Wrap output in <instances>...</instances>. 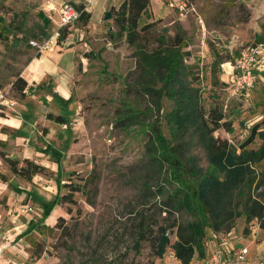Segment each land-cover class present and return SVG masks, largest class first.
Returning <instances> with one entry per match:
<instances>
[{
    "label": "rangeland",
    "instance_id": "1",
    "mask_svg": "<svg viewBox=\"0 0 264 264\" xmlns=\"http://www.w3.org/2000/svg\"><path fill=\"white\" fill-rule=\"evenodd\" d=\"M121 1L94 0L89 22L71 25L67 41L57 52L68 62L81 56L84 62L77 65L75 73L76 85L82 89L83 126L76 132L77 143L68 148L61 184L51 191L50 198L56 197L53 201L57 206L47 205L43 193V187L49 185L46 180L56 179L51 170L47 175H35L29 182L15 177L0 159V214L10 209L11 214L17 215L21 208L39 224L42 215H56L60 207L67 230L53 227L43 229L42 233L40 226H26L24 231L30 227V232L22 234L24 242L19 251L0 264H178L169 255L171 248L163 256L158 255L157 233L168 224L164 218L171 219L170 228L166 229L170 243L177 240L172 225L178 215L164 210L166 196L156 188L158 185L167 191L171 185L165 180L164 171L159 172L149 160L145 150L147 137L141 132L140 122L135 119L128 126L119 124L122 116L132 113V108L143 111L142 123L147 119L160 121L152 99L136 85L142 79L136 48L157 46V34L171 37L176 29L182 30L188 44L185 50L189 52L185 63L193 66L191 72L197 76L193 85L199 88L203 107L217 104L231 120L232 130L220 128L214 132L215 136L237 144L246 138L251 126L258 124L264 129V81L256 76L248 90L230 94L229 85L220 79L224 72L222 63L219 64L232 61L244 46L264 42V0H192L196 11L183 18L170 9L169 0H150L151 13L143 14L139 21V27L149 24L148 28L138 31L133 44L119 32L110 11ZM60 2L0 0V98L12 99L17 103L16 109L33 102L31 97H13L11 81L35 54L27 41L38 32V12L49 18L47 29L51 32L59 22ZM107 12L111 14L109 18H105ZM72 102L73 99L68 103ZM52 103L62 106L53 99ZM169 106L170 101L166 100L165 107ZM11 108L0 105V117L11 112ZM162 128L169 137L165 124ZM185 142L184 156L193 157L204 167L207 158L203 147L195 137L186 138ZM261 142L256 136L248 147L257 148ZM258 166V169L264 166V159ZM84 180L87 183L83 191L70 195L72 201L61 199L69 192L64 183L82 185ZM25 195L29 204L21 206L26 203ZM138 212L146 218L145 229L136 244ZM54 223L46 221L45 225L52 227ZM224 235L232 244L253 250L255 264H264V229L257 222L246 223L241 216ZM32 239L43 248L39 257L32 255Z\"/></svg>",
    "mask_w": 264,
    "mask_h": 264
},
{
    "label": "trees",
    "instance_id": "2",
    "mask_svg": "<svg viewBox=\"0 0 264 264\" xmlns=\"http://www.w3.org/2000/svg\"><path fill=\"white\" fill-rule=\"evenodd\" d=\"M150 6V0H122L117 7H111L119 32L126 35L128 43L133 44L138 31L148 28L149 24L139 27V21L143 14L151 13ZM38 16V32L27 41L28 46L35 51L29 60L41 53L29 41H41L48 35L49 18L41 11ZM90 17L91 13L84 12L78 21L87 24ZM68 26L62 29L58 43L66 36ZM157 42L153 48H136L137 67L141 69L142 76L136 85L140 92L150 96L153 109L160 114V121L147 119L146 123H142L144 120L140 118L144 117L143 111L132 108V113L122 116L119 124L128 126L135 119L140 122L141 132L147 137L145 150L149 160L159 172L164 171L165 180L171 185L167 191L158 185L156 188L162 196H166L164 210L178 215L172 225L175 226L177 240L170 243L166 229L170 228L168 224L171 219L164 218L168 224L157 233L158 255L163 256L171 248L176 263L190 264L194 258L204 259V241L209 236L229 233L241 216L246 223L255 221L264 229V166L258 169V164L264 159V129L259 128L258 124L251 126L246 138L237 144L215 136L214 132L220 128L231 131V120L226 118L217 104L207 109L203 107L199 88L193 85L197 79L191 72L193 66L185 63L189 52L185 50L188 44L182 30L176 29L171 37L157 34ZM29 89L20 72L16 74L11 81L13 97L25 98ZM166 100L170 101L169 108L165 107ZM47 115L56 122H67L63 115ZM162 124L166 125L169 137L164 133ZM256 136L262 140L261 144L257 148H249L248 145ZM192 137L205 150L207 164L204 167L199 166L193 157L184 156L183 145L186 138ZM0 157L14 176L29 182L35 175H47L50 171L30 158L19 160L6 157L3 151H0ZM86 183V180L82 185L64 183V186L69 187V192L63 194L61 199L72 201L70 195L75 191H83ZM138 216L136 244L145 229L146 218L142 212H138ZM65 221L59 215L52 227L43 224L42 220L39 224L29 221V226L42 227V233L43 229L53 227L66 231ZM30 244L33 246L32 255L39 257L43 248L34 239Z\"/></svg>",
    "mask_w": 264,
    "mask_h": 264
},
{
    "label": "crops",
    "instance_id": "3",
    "mask_svg": "<svg viewBox=\"0 0 264 264\" xmlns=\"http://www.w3.org/2000/svg\"><path fill=\"white\" fill-rule=\"evenodd\" d=\"M62 1L64 0H61V2ZM48 8L51 9V6ZM166 17H162V19L164 20ZM54 25L51 31L57 26L56 24ZM70 26H68L69 29ZM48 33H50L49 29ZM68 33L67 31L66 36L60 43L42 51L40 55L32 57L21 69V77H23L30 86L25 98L31 97L33 101L32 104L28 106L24 104L20 109H16L17 103H15L11 108V112L0 117V140L3 143L0 145L2 147L0 151H3L5 156L10 158L19 160L30 158L46 166L52 172L54 171L53 173L51 172L52 177L56 175L55 178L57 179L51 177V182H49L50 180H46L49 185L43 187L45 190L43 193L44 195L46 194L45 200H48L46 204H54V206H57L55 204L56 202H54L56 201V197L51 196L50 198L51 191L61 184L60 176L65 172L66 164H64V161H66V158L69 156L68 148L77 143L78 136L76 132L82 129L83 126L80 113V95L82 89L76 85L75 78L77 65L79 63H84L83 57L81 56L80 59L71 58L68 62L60 58V54H57V52H61L59 47L62 48L64 46V41H67ZM235 57L236 56L233 57L232 61L225 60L224 62H219V64L222 63L224 72V74L220 76V79L228 85L232 82L234 77L232 64ZM256 76L264 81V56L258 59L254 67L253 81H255L254 79ZM52 99L55 100V102H60L62 106L58 107L52 105ZM72 99L74 102L69 104L68 102ZM47 113L63 115L67 118V122H56L48 117ZM7 146L10 147L9 150L4 149ZM0 159L2 158L0 157ZM31 196L32 195L29 196V199ZM25 197L27 196L25 195L23 199L26 203L24 202L21 206L29 204L28 197ZM46 204L43 203L44 206ZM44 212L46 213V210H44ZM61 213L59 207L54 213L56 215L44 214L40 217V220H42L43 224H45L46 221L52 224ZM0 216V237L4 234L10 235L11 242L8 247L9 258V256L11 257V253L19 251V245L23 244L22 234H26L27 231L30 232L29 227L28 230L24 231L26 226L29 225V221L33 223L36 222L32 220L33 216L26 214L21 208H19V213L17 215L14 213L11 214L9 209L3 210ZM210 240L209 250L215 248V244L217 245L219 242L217 238ZM253 255V250H248L247 264H255ZM204 259L194 258L190 264H198ZM256 264L259 263L257 262Z\"/></svg>",
    "mask_w": 264,
    "mask_h": 264
},
{
    "label": "built area",
    "instance_id": "4",
    "mask_svg": "<svg viewBox=\"0 0 264 264\" xmlns=\"http://www.w3.org/2000/svg\"><path fill=\"white\" fill-rule=\"evenodd\" d=\"M94 0H64L60 3L59 22L57 26L48 33L41 41L30 40L29 43L38 51H44L57 45L58 39L61 36L62 29L65 26H70L76 23L82 13H91ZM167 5L174 11L179 18H183L188 14L196 11L192 0H169ZM50 16V15H49ZM264 56V42H258L244 46L239 50L232 64L233 80L227 87L230 94L237 95L248 90L253 85V70L258 62V59ZM1 97V96H0ZM0 98V105H5L11 108L15 102L9 98ZM1 223V216H0ZM224 234H212L204 241L205 259L198 264H247L248 248L247 246H235L231 243ZM217 238L218 244L215 248L209 250L210 239ZM10 235L4 234L0 237V263L8 260V247L10 244ZM174 258V252L169 254ZM263 264V262H259Z\"/></svg>",
    "mask_w": 264,
    "mask_h": 264
},
{
    "label": "water",
    "instance_id": "5",
    "mask_svg": "<svg viewBox=\"0 0 264 264\" xmlns=\"http://www.w3.org/2000/svg\"><path fill=\"white\" fill-rule=\"evenodd\" d=\"M110 16H111L110 12H107V13L105 14V18H109Z\"/></svg>",
    "mask_w": 264,
    "mask_h": 264
}]
</instances>
